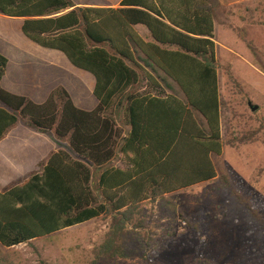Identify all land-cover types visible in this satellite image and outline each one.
Masks as SVG:
<instances>
[{
  "label": "trees",
  "instance_id": "obj_1",
  "mask_svg": "<svg viewBox=\"0 0 264 264\" xmlns=\"http://www.w3.org/2000/svg\"><path fill=\"white\" fill-rule=\"evenodd\" d=\"M218 8V0H122L116 7L0 0V14L22 18L26 37L95 77L98 101L83 109L63 85L44 103L9 91L1 86L9 59L0 52V140L23 122L68 139L72 150H53L26 181L0 190V245L19 246L112 215L95 260L124 257V229L140 204L217 178L214 155L224 151ZM246 43L264 72L262 50ZM141 83L144 90H135ZM123 109L129 130L118 122ZM87 162L100 170L98 192Z\"/></svg>",
  "mask_w": 264,
  "mask_h": 264
},
{
  "label": "rangeland",
  "instance_id": "obj_2",
  "mask_svg": "<svg viewBox=\"0 0 264 264\" xmlns=\"http://www.w3.org/2000/svg\"><path fill=\"white\" fill-rule=\"evenodd\" d=\"M219 3L215 42L224 151L214 155L217 178L140 204L124 229V257L95 260L94 249L113 226V216L106 215L30 243L11 248L0 245V264H264V72L246 43L262 50L264 62V0ZM22 23V18L0 14V46L10 54L0 52L11 59L14 73L39 77L43 67L19 64V60L57 59L61 52L22 47L23 40L33 42L23 34ZM138 29L147 34L145 27ZM63 60L66 64H57L59 75L49 78L51 88L65 86L81 108L97 104L93 92L82 89L76 67ZM169 82L173 92L182 95ZM135 90L143 91L144 83ZM250 103L257 109L252 110ZM124 115L123 109L118 121L128 130ZM50 136L53 150L72 152L68 139ZM87 163L98 192L100 170ZM114 164L120 165L119 159ZM138 221H143V227H135Z\"/></svg>",
  "mask_w": 264,
  "mask_h": 264
},
{
  "label": "crops",
  "instance_id": "obj_3",
  "mask_svg": "<svg viewBox=\"0 0 264 264\" xmlns=\"http://www.w3.org/2000/svg\"><path fill=\"white\" fill-rule=\"evenodd\" d=\"M79 6L92 5V6H112L116 7L122 0H74ZM219 2L239 1V0H218ZM141 26V25H140ZM139 26H137L138 29ZM145 27V26H143ZM147 30V34L143 35L150 39V32ZM139 30V29H138ZM2 35V34H0ZM25 39V37H24ZM10 43L11 40L7 38ZM10 40V41H9ZM24 48L42 47L35 42L29 40H23ZM11 43H14L12 41ZM16 44V43H15ZM17 45V44H16ZM44 48V47H42ZM47 49L50 53L57 51L53 49ZM0 51L4 54H10V51L0 46ZM60 52V51H59ZM64 54L57 53L56 58H47L41 60H30L28 57L21 58L19 64H38L43 67L39 72L41 76L35 77L27 72L22 71L21 73L12 71V62L9 59L7 71L1 80V86L15 94L27 96L37 103H44L49 97L51 88L49 79L51 76L59 75L60 71L57 68V64H66L63 60ZM66 58V57H65ZM67 59V58H66ZM68 61V59H67ZM43 63H47L48 67H44ZM55 68H54V67ZM66 66V65H65ZM75 67V66H74ZM76 69V73L81 79L82 89L93 92L95 87V77L82 69ZM48 74V75H46ZM69 91V90H68ZM70 92V91H69ZM71 94V93H70ZM98 103V101H97ZM97 104L92 102V105L85 109L91 110L96 107ZM3 104L0 102V107ZM84 109V108H83ZM119 122V121H118ZM120 124V122H119ZM126 124V123H125ZM123 126L122 124H120ZM125 127V126H124ZM129 130V126H128ZM50 135L39 133L26 125L23 122L17 123L13 126L8 133L0 140V190L5 191L15 184L26 181L33 173L40 170V164L48 158L52 149V141ZM120 161V160H119ZM121 165V161H120Z\"/></svg>",
  "mask_w": 264,
  "mask_h": 264
},
{
  "label": "water",
  "instance_id": "obj_4",
  "mask_svg": "<svg viewBox=\"0 0 264 264\" xmlns=\"http://www.w3.org/2000/svg\"><path fill=\"white\" fill-rule=\"evenodd\" d=\"M250 106H251L252 110H256V109H257V107H255V106L252 105L251 103H250Z\"/></svg>",
  "mask_w": 264,
  "mask_h": 264
}]
</instances>
